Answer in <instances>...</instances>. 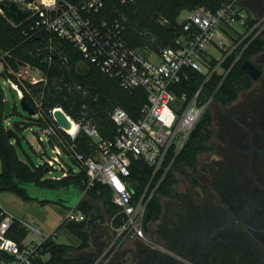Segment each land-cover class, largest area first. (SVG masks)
<instances>
[{
	"label": "built area",
	"instance_id": "1",
	"mask_svg": "<svg viewBox=\"0 0 264 264\" xmlns=\"http://www.w3.org/2000/svg\"><path fill=\"white\" fill-rule=\"evenodd\" d=\"M6 1L30 11V15L14 24L1 8L0 13L14 26L26 23L24 34L38 38L28 50L38 63L19 59L11 51L0 53L3 90L0 89L6 101V89L1 85L4 80L35 111L29 115L38 124L34 132L44 159L39 166L47 172H63L59 178H47L51 180L83 172V196L98 182L108 185L112 202L118 208L112 218V243L122 245L132 238H144L148 205L172 164L165 165L168 153L172 148L176 154L181 151L213 102L214 95L204 97L205 84L214 74L224 79L261 34V7L251 6L249 0H225L216 11L197 8L180 22L181 29L171 45L161 46L157 36L146 29L140 32L143 44L133 46L127 36L125 15L99 18L110 0H0ZM251 7L257 8L256 13L250 11ZM67 45L80 55L75 67L71 65ZM216 51L219 55H215ZM230 57L233 60L226 65ZM8 58L18 60L17 66L13 67ZM93 65L118 80L129 93L145 91L146 100L136 116L120 104L102 103L101 93L85 77ZM193 71L203 74L204 81L190 92L184 90V83ZM58 96L69 98L67 107L52 105ZM58 111L70 122L69 127L58 122ZM105 117L108 124L102 123ZM7 120L8 116V130L12 124ZM81 135L91 140L90 153L78 143ZM47 140L52 145L51 156ZM63 152L78 167L70 165ZM133 160H142L153 168L151 181L138 196L127 181ZM160 171L161 178L152 187ZM81 199L67 210L64 221L85 219ZM23 229L26 233L21 235ZM51 236L0 206V264H36L40 257L46 259L44 245Z\"/></svg>",
	"mask_w": 264,
	"mask_h": 264
},
{
	"label": "flooded vegetation",
	"instance_id": "2",
	"mask_svg": "<svg viewBox=\"0 0 264 264\" xmlns=\"http://www.w3.org/2000/svg\"><path fill=\"white\" fill-rule=\"evenodd\" d=\"M249 4L264 9V0ZM260 78L252 98L220 119L218 141L211 138L182 187L159 200L145 237L112 244L95 264H264L263 70Z\"/></svg>",
	"mask_w": 264,
	"mask_h": 264
},
{
	"label": "trees",
	"instance_id": "3",
	"mask_svg": "<svg viewBox=\"0 0 264 264\" xmlns=\"http://www.w3.org/2000/svg\"><path fill=\"white\" fill-rule=\"evenodd\" d=\"M68 1L77 3L81 0ZM224 1L225 0H134L127 4H123L122 0H110L100 12L99 18L106 16L114 19L125 15L127 17V36L133 46H140L143 44V40L140 38V32L146 29L157 36L158 43L161 46H167L174 42L177 32L181 29L178 18L184 11H191L201 7L216 11ZM160 17L165 20L164 23L160 21ZM25 27L26 23L20 26L12 25L10 21L0 13V53L11 51L13 55L19 59H26L38 63L28 52V50L34 47L38 38L37 36L28 38L24 34ZM67 50L69 52L71 65L75 67L80 55L76 53L70 45H67ZM262 52H264V38L262 35H259L250 43L241 59L233 65L224 79L218 74H214L211 77L204 86V97L214 95L213 101L221 106H231L234 104L242 93L252 89L255 82V80L243 69V63L246 60L253 61V59ZM232 60L233 57H230L226 65H229ZM8 61L13 67H16L18 64V60L14 58H8ZM258 67L263 70L262 65L259 64ZM85 77L101 93V101L103 104H120L133 116L138 114L140 106H142L146 100V93L143 89H137L133 93H129L120 87L118 80L109 78L94 65ZM203 81L204 75L197 71H193L191 72L190 80L184 83V90L190 92L196 91ZM68 102L69 98L58 96L55 101H52V105L61 104L67 107ZM4 103V94L0 89V158L3 164V171L0 174V190L15 191L11 189V187L16 181H21L48 190L75 188L84 192L85 184L83 182V172L70 175L61 180H51L45 177L47 173L45 167L31 165L29 162L19 158L16 152V145L13 139L9 137L7 129L5 128V119L7 116L9 117V115L5 114ZM208 111L194 129L181 151L176 154L172 148L168 153L165 165L172 164L148 205L146 220L156 219L160 214L161 207L159 199L156 197L157 193L161 192L165 195H170L175 191L174 184L176 179H174L175 177L171 174L172 169L176 166L177 170L184 177H189L191 170L197 168L199 155L210 149L209 144L213 137V130L210 126L212 117ZM12 112L13 108L10 115ZM102 123L108 124L106 117L103 118ZM12 128L22 135L20 132L21 126L19 124H15V127L12 126ZM78 143L86 153L92 151V142L85 135L79 137ZM162 172L163 171H160L155 176L152 187L161 178ZM152 175V166L142 160L132 161L131 172L127 177V181L135 196L143 192L144 188L151 181ZM15 192L42 204L51 202L47 199L38 200L32 198L22 191ZM86 196L100 199L108 205L107 210L111 218H113L118 211V208L112 202V190L108 185L98 182L92 189L85 192L81 201H83ZM83 211L86 215L87 212H85L84 209ZM116 220L118 222L120 220L119 217H117ZM66 222L67 221H64L66 227H70L81 241L77 249L88 248L90 246V235L86 229L88 219L85 217V219L80 222ZM20 233L24 235L26 230L23 229ZM77 249L70 245L59 243L51 236L44 245V253L48 254V257L46 259L40 257L36 264H92V259L76 256L75 252Z\"/></svg>",
	"mask_w": 264,
	"mask_h": 264
},
{
	"label": "rangeland",
	"instance_id": "4",
	"mask_svg": "<svg viewBox=\"0 0 264 264\" xmlns=\"http://www.w3.org/2000/svg\"><path fill=\"white\" fill-rule=\"evenodd\" d=\"M256 10V7L250 8L251 12L256 13ZM188 12L189 11H184L180 15L178 18L179 24ZM263 13L264 9H259V14L261 15ZM260 35L264 38V27ZM215 55H219V52L216 51ZM253 62L262 65L264 71V52L255 57ZM262 80V78L255 80L253 87L260 85ZM1 85L6 89L7 100L10 101L13 108V112L9 115L7 121H9L13 127H15V124L21 126L20 132L23 137L22 146H16V152L21 160L29 162L31 165L39 166L43 163L44 159L41 156L43 151L42 146L40 145L37 134L34 132V129H38V124L31 121L30 115L23 109L21 99L17 96L16 91L12 90L4 80H1ZM250 98H252L251 90L242 93L239 99L231 106H221L215 103V101L211 103L208 113H210L212 117V123L210 126L213 130V137L217 138L216 134L221 129L219 124L220 119L226 117L230 112L234 113V108L238 105H244ZM44 137H46V135H44ZM46 148L50 156L54 154L52 151V145L48 140L46 141ZM63 153L65 160H67L70 165L78 167L73 159L67 156L65 152ZM2 171L3 164L0 158V174ZM171 174L175 177L174 179H176L174 189L176 190L177 188L182 187L185 180L184 178L186 177L177 170L176 166L172 169ZM62 175V171L54 170L53 172H47L45 177L59 178ZM35 193L37 194L38 191H35ZM166 196L167 195L161 192L156 195L159 200ZM0 206L15 214L17 217L25 220L44 234L52 235V238L59 243L70 245L75 249L81 244V241L73 233L72 229L66 227L64 224V218L68 208L62 204L55 202L42 204L36 200H30L12 190H0ZM80 206L85 212H87L85 216L86 219H88L86 229L90 235V246L86 249H77L75 255L90 258L92 259V264H95L100 260L108 258V254L111 251L109 247L113 244L112 242L115 235L113 229L114 224L107 210L108 205L102 202V200L86 196L84 200L81 201ZM92 231L94 237L91 235ZM96 241L101 244L103 243V249H99ZM127 243V245L132 244L130 241H127Z\"/></svg>",
	"mask_w": 264,
	"mask_h": 264
},
{
	"label": "water",
	"instance_id": "5",
	"mask_svg": "<svg viewBox=\"0 0 264 264\" xmlns=\"http://www.w3.org/2000/svg\"><path fill=\"white\" fill-rule=\"evenodd\" d=\"M0 8L3 10L5 15L14 23L19 24L24 21L29 15L30 11L21 10L16 3L11 1L0 2ZM160 20L162 18L160 17ZM243 69L252 77V79L257 80L262 75V70L258 67V65L250 60H246L243 63ZM1 88V86H0ZM2 89V88H1ZM3 90V89H2ZM22 107L29 114H34L33 108L29 105L26 98L21 100ZM5 114H9L11 112V103L6 100L4 103ZM56 117L58 122L65 126L69 127L70 122L66 119L65 115L58 111L56 113ZM7 133L10 138L15 139L16 146H22V137L12 128L7 130ZM11 189L15 191H22L27 193L32 198L38 200H49L51 202L59 203L64 205L67 208H73L78 201L83 196V191L77 190L75 188H65L61 190H48L43 188H38L33 184L23 183L21 181H16L15 184L11 187ZM35 191H38L36 194Z\"/></svg>",
	"mask_w": 264,
	"mask_h": 264
}]
</instances>
